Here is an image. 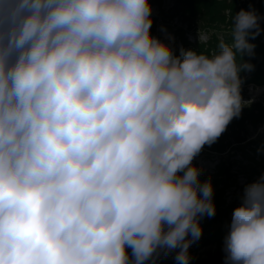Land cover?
Segmentation results:
<instances>
[{"label":"clouds","instance_id":"obj_1","mask_svg":"<svg viewBox=\"0 0 264 264\" xmlns=\"http://www.w3.org/2000/svg\"><path fill=\"white\" fill-rule=\"evenodd\" d=\"M152 12L150 0H0V264L173 252L190 264L217 211L193 161L254 102L242 73L264 17L228 9L227 39L177 55ZM223 252L264 264V173L244 186Z\"/></svg>","mask_w":264,"mask_h":264},{"label":"trees","instance_id":"obj_2","mask_svg":"<svg viewBox=\"0 0 264 264\" xmlns=\"http://www.w3.org/2000/svg\"><path fill=\"white\" fill-rule=\"evenodd\" d=\"M150 2L152 6L158 5L161 8L164 0H150ZM250 6L255 8L261 16L264 14V0H177L171 10H162L159 16L152 14L151 32L160 39L168 40L177 55L181 47L211 53L220 35H225V39L228 38L226 34L230 30L231 21L225 15L226 10L233 9L235 13L242 8L247 10ZM175 17H180L187 23V29L172 25L170 22ZM160 19H163V23ZM261 27L264 28L263 20ZM199 32L208 34L207 43L200 45ZM250 42L256 45L254 55L245 56L244 59L250 60L255 68L251 72L242 73L245 78L242 95L246 94L248 87L264 88V32H261L255 40L250 39ZM263 121L264 105L262 102H253L250 107H244L241 116L234 118L226 131L211 146L212 151L216 153L226 151L232 142L238 143L239 148L227 158H216L211 155L209 159L216 161L215 168L200 166L202 168L201 179L210 177L214 185V201L217 211L214 217L205 216L201 220L203 235L190 247L192 257L190 264H222L224 254L221 246L228 231L231 214L236 207V201L228 203L226 197V192L235 183V177L231 171L232 165L242 158L248 162L247 165H242V169L247 173L253 175L264 172V143L257 140L245 143L249 134L247 125L256 127ZM197 157L193 161L196 165H198ZM209 245L217 246L214 252H200L202 247ZM174 255L172 253L168 256H161L157 264H176Z\"/></svg>","mask_w":264,"mask_h":264},{"label":"built area","instance_id":"obj_3","mask_svg":"<svg viewBox=\"0 0 264 264\" xmlns=\"http://www.w3.org/2000/svg\"><path fill=\"white\" fill-rule=\"evenodd\" d=\"M176 1L177 0H164L163 5L161 6V8L158 5H153L152 6V8H153L152 14H154L155 16H159L161 14L162 10H164V11L171 10L175 6ZM262 17H264V14L262 15ZM263 22H264V20H263ZM170 23L172 25H174L175 27H181V28H184V29H187V27H188L187 23L182 21L180 17L173 18ZM168 37L169 36H167V38ZM248 88L251 89V90L254 89L253 87H248ZM260 94H262V92ZM257 127H258V131L252 136H250L248 134L245 143L248 142V141H251V140H256L258 138V134L262 131V129L264 130V121L262 123H260ZM238 145H239L238 143L232 142L231 146L228 147L227 150L222 152V153H216V152L212 151V149H211L212 145L211 146L205 145L203 150L201 151V153L196 158L197 164L199 166H201V167L215 168L216 161L209 159V157L211 155H214L216 158H218V157L227 158L228 156H230L231 154H233L235 152L234 148H236ZM247 164H248V162L241 158V159H239L237 162H235L232 165L231 171L234 174L235 183L226 192V197H227V202L228 203H231L232 201H236V206H238L240 204V196H241V194L243 192L244 186L247 183L255 181L256 179L259 178V176L262 173H264V172H258V173L253 174V175H251L250 173H247L246 171H244L242 169V165H247ZM231 216H232V214H231ZM216 247H217L216 245L205 246V247H202L200 249V252H207V251L214 252ZM221 249H222V252H223V245L221 246ZM223 254H224V252H223ZM222 264H224V259L222 261Z\"/></svg>","mask_w":264,"mask_h":264},{"label":"rangeland","instance_id":"obj_4","mask_svg":"<svg viewBox=\"0 0 264 264\" xmlns=\"http://www.w3.org/2000/svg\"><path fill=\"white\" fill-rule=\"evenodd\" d=\"M163 19H160L161 23ZM260 89V90H259ZM256 91H261L262 94L260 93H255ZM259 94V95H258ZM243 98L246 100H249V99H254V102H257V101H260L262 102V104L264 105V89L262 88H254L253 90L247 88L246 90V94L245 95H242ZM247 128H248V131H249V135L252 136L254 135L257 131H258V127L256 126H251V125H247ZM257 141H260V142H263L264 143V130L262 129V131L258 134V138L256 139ZM255 140V141H256ZM239 146H237L236 148L234 149H238ZM175 254V253H174Z\"/></svg>","mask_w":264,"mask_h":264},{"label":"bare ground","instance_id":"obj_5","mask_svg":"<svg viewBox=\"0 0 264 264\" xmlns=\"http://www.w3.org/2000/svg\"><path fill=\"white\" fill-rule=\"evenodd\" d=\"M264 89V88H263ZM261 91H256L255 93H260Z\"/></svg>","mask_w":264,"mask_h":264}]
</instances>
